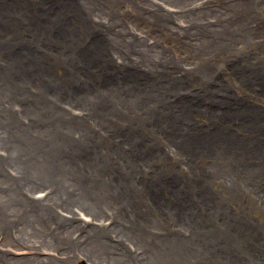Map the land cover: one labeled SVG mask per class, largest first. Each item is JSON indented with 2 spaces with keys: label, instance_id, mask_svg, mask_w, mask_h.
Listing matches in <instances>:
<instances>
[{
  "label": "rangeland",
  "instance_id": "374dc122",
  "mask_svg": "<svg viewBox=\"0 0 264 264\" xmlns=\"http://www.w3.org/2000/svg\"><path fill=\"white\" fill-rule=\"evenodd\" d=\"M0 134V206L62 165L171 264H264V0H0Z\"/></svg>",
  "mask_w": 264,
  "mask_h": 264
},
{
  "label": "bare ground",
  "instance_id": "6f19581e",
  "mask_svg": "<svg viewBox=\"0 0 264 264\" xmlns=\"http://www.w3.org/2000/svg\"><path fill=\"white\" fill-rule=\"evenodd\" d=\"M1 149L7 162L14 163L12 146L3 144ZM17 163L9 167L14 169ZM60 167V181L22 178L28 180L24 183L19 178V184L9 187L0 206V235L11 251L27 252L15 260L0 253V264H76L79 260L89 264H171L168 249L164 257L153 248L151 253L146 223H129L130 215H119L121 209L111 215L104 207L114 205L111 194L119 189L111 179L91 185ZM25 189L35 195L42 189L39 191L45 195L32 197ZM87 216L91 218L86 223L77 221L87 220ZM76 230L84 236L75 238Z\"/></svg>",
  "mask_w": 264,
  "mask_h": 264
}]
</instances>
